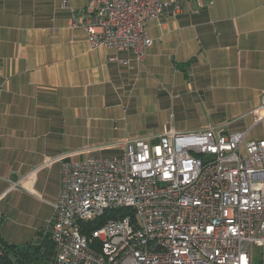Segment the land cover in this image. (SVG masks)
I'll return each mask as SVG.
<instances>
[{"label":"crops","instance_id":"crops-1","mask_svg":"<svg viewBox=\"0 0 264 264\" xmlns=\"http://www.w3.org/2000/svg\"><path fill=\"white\" fill-rule=\"evenodd\" d=\"M180 2L147 23L152 45L138 63L130 51L91 48L87 33L70 26L89 16V0H0L5 241L50 234L57 159L117 157L122 143L154 141L165 129L219 127L264 139V120L253 125L250 114L264 93V0ZM184 116L186 126L174 128Z\"/></svg>","mask_w":264,"mask_h":264},{"label":"built area","instance_id":"built-area-1","mask_svg":"<svg viewBox=\"0 0 264 264\" xmlns=\"http://www.w3.org/2000/svg\"><path fill=\"white\" fill-rule=\"evenodd\" d=\"M166 7L177 12L181 2L89 0L90 17L70 26L91 48L130 51L142 63L146 25ZM250 114L253 125L264 120V93ZM246 138L165 129L122 143L117 157L57 159L48 264H253L255 248L264 264V139Z\"/></svg>","mask_w":264,"mask_h":264},{"label":"trees","instance_id":"trees-1","mask_svg":"<svg viewBox=\"0 0 264 264\" xmlns=\"http://www.w3.org/2000/svg\"><path fill=\"white\" fill-rule=\"evenodd\" d=\"M107 217L105 214L103 220ZM55 252L50 234L19 245L8 243L0 235V264H48Z\"/></svg>","mask_w":264,"mask_h":264},{"label":"rangeland","instance_id":"rangeland-1","mask_svg":"<svg viewBox=\"0 0 264 264\" xmlns=\"http://www.w3.org/2000/svg\"><path fill=\"white\" fill-rule=\"evenodd\" d=\"M186 122H187V119H186V116H184V118L182 120L178 121L175 124L174 128H176V129L184 128L186 126ZM168 126H169V128L173 126L171 121H169ZM261 127H262V125L259 128L261 129ZM252 136H253V133L250 134V137H252ZM32 240L35 241L36 239H32ZM253 264H261V252H260L259 248L254 249Z\"/></svg>","mask_w":264,"mask_h":264}]
</instances>
